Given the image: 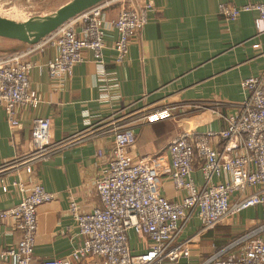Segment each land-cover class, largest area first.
<instances>
[{
  "label": "built area",
  "instance_id": "built-area-1",
  "mask_svg": "<svg viewBox=\"0 0 264 264\" xmlns=\"http://www.w3.org/2000/svg\"><path fill=\"white\" fill-rule=\"evenodd\" d=\"M111 1L116 0L82 13L38 44L58 51L47 64L51 77L62 80L70 76L84 61L85 51L93 53L96 66L102 70L110 31L118 35L114 43L116 63L124 62L132 39L148 23L153 3L117 0L122 8L115 19L107 20L104 10ZM244 11L256 13L255 37L264 35V1L242 7L219 6V13L228 21ZM33 68L23 54L0 59V109L16 128L22 126L19 108L39 103L31 87ZM242 86L247 95L237 111L226 118L227 129L192 131L174 138L162 153L137 159L128 152L136 141L135 128L172 119L178 108H141L138 120L130 118L138 112L121 116L120 111L96 124L88 121L83 131L59 141L51 140L48 119H36L30 150L0 170L34 175L36 166L63 149L77 146L95 133L109 134L111 147L96 152L101 166L94 181L99 204L83 211L72 200L69 212L76 221L81 245L66 258L36 262L38 210L55 195L34 183L18 205L0 210V227L9 223L21 235L16 245L0 247V264H264V72L245 79ZM102 98L107 102L113 99L109 93ZM197 172L203 180L201 185L195 181ZM13 184L21 192L27 190L23 183ZM256 207L261 209V217L252 228L225 246L214 248L208 257L192 261L193 248L202 235ZM193 221H198L199 228L182 238ZM132 234L141 246L133 247Z\"/></svg>",
  "mask_w": 264,
  "mask_h": 264
},
{
  "label": "crops",
  "instance_id": "crops-1",
  "mask_svg": "<svg viewBox=\"0 0 264 264\" xmlns=\"http://www.w3.org/2000/svg\"><path fill=\"white\" fill-rule=\"evenodd\" d=\"M56 1L0 0L15 5L24 16L29 14L25 19L50 14L71 0H61L55 10L38 14L39 5ZM144 1L153 3L148 23L132 39L129 53L120 64L116 63L114 50L118 35L115 31L109 32L102 70L96 66L93 53L85 51L84 61L74 67L70 76L54 79L47 64L58 54L57 49L0 38V59L17 53L34 64L31 87L39 97L36 107L19 108L22 124L19 128L13 127L5 111L0 109V167L30 150L34 121L39 118L49 120L50 138L59 141L83 131L88 121L96 124L120 111L121 116L138 112L130 117L138 120L141 108H178L172 119L135 128L136 141L128 152L136 159L160 154L174 138L192 131L227 129L226 118L237 111L247 95L243 81L264 72V35L255 37L256 13L244 11L235 20L228 21L219 13V6L242 7L264 0ZM121 6L119 1H111L104 10L105 19H115ZM6 14L0 12L7 18L25 20L14 18L18 16L16 9ZM256 44L259 48H255ZM104 93L113 99L103 100ZM111 145L109 134L95 133L93 138L65 148L36 166L34 175L23 170H0L1 211L18 205L34 183H40L55 195L52 202L38 210L36 262L66 258L81 245L69 206L75 200L83 211H91L99 204L94 181L101 166L96 152L100 148L108 151ZM195 181L197 185L203 183L200 172L195 173ZM14 182L23 183L27 190L21 192ZM4 186L7 191L3 190ZM260 217V208L240 213L232 226L245 228L237 229L232 237L252 228ZM198 228V221H193L182 238ZM228 236H222L218 230L202 235L193 248L192 261L208 257L219 243L229 240ZM20 237L9 223L0 227L1 248L16 245Z\"/></svg>",
  "mask_w": 264,
  "mask_h": 264
},
{
  "label": "water",
  "instance_id": "water-1",
  "mask_svg": "<svg viewBox=\"0 0 264 264\" xmlns=\"http://www.w3.org/2000/svg\"><path fill=\"white\" fill-rule=\"evenodd\" d=\"M109 0H71L50 14L16 20L0 15V38L38 45L60 27Z\"/></svg>",
  "mask_w": 264,
  "mask_h": 264
},
{
  "label": "rangeland",
  "instance_id": "rangeland-1",
  "mask_svg": "<svg viewBox=\"0 0 264 264\" xmlns=\"http://www.w3.org/2000/svg\"><path fill=\"white\" fill-rule=\"evenodd\" d=\"M60 2H61V0H57L55 3H51V4H49V5H39L38 6V14H41V13H44L45 12V10H47L48 12H50L51 10H55L54 8H56L55 6H58L59 4H60ZM11 9H16L17 10V12H18V16H16V17H14V18H19V19H25L28 15H23L22 13H20V11H19V9H18V7H16L15 5H13V4H7V3H1L0 2V12H2V14H6V13H9L10 11H11ZM7 15V14H6ZM39 16V15H38ZM15 54V53H14ZM257 208V207H256ZM248 210V209H247ZM240 214H238V215H236V216H234V217H232L231 218V220L230 221H228L227 223H225V224H221V225H219V226H217L214 230L215 231H221V233H222V236L223 235H226V234H230V236H228V238L229 237H232V235L231 234H234V233H236V230L238 229V231L239 230H241L242 228H245L244 226H240V227H237V226H234V228H235V230H234V228H233V226H232V223L233 224H235L236 223V221H237V217L239 216ZM237 218V219H236ZM238 222H241V219H239V221ZM214 230H212V231H214ZM231 230H234V231H231ZM234 236V235H233ZM225 239V238H224ZM227 239V238H226ZM131 244L133 245V247L135 248L137 245L138 246H141V244H142V242H140L138 239H136L134 236L132 237V240H131ZM212 249V248H211ZM210 249V250H211Z\"/></svg>",
  "mask_w": 264,
  "mask_h": 264
},
{
  "label": "trees",
  "instance_id": "trees-1",
  "mask_svg": "<svg viewBox=\"0 0 264 264\" xmlns=\"http://www.w3.org/2000/svg\"><path fill=\"white\" fill-rule=\"evenodd\" d=\"M215 231V230H214ZM233 237H230L229 240H231ZM229 240L227 239L226 241H222L221 243H219V245L217 246L218 248H221L223 246H225L226 244H228Z\"/></svg>",
  "mask_w": 264,
  "mask_h": 264
}]
</instances>
